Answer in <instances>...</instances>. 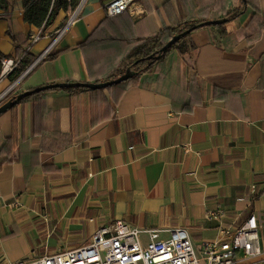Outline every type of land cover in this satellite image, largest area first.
Instances as JSON below:
<instances>
[{"label": "crops", "instance_id": "crops-1", "mask_svg": "<svg viewBox=\"0 0 264 264\" xmlns=\"http://www.w3.org/2000/svg\"><path fill=\"white\" fill-rule=\"evenodd\" d=\"M10 1L0 51L38 58L70 14L61 11L41 35L25 21L23 1ZM109 1L83 0L78 21L49 52L57 55L12 93L103 80L164 27L241 13L224 23L233 37L221 41L216 28L198 27L194 47L175 49L166 68L126 87L51 89L0 115V264L82 246L116 220L163 230L160 239L186 228L199 252L255 214L264 250V29L247 35L264 0H135L132 9L144 13L116 17L106 12ZM17 78L0 77V95ZM140 238L150 241L147 232ZM240 264H264V254Z\"/></svg>", "mask_w": 264, "mask_h": 264}, {"label": "built area", "instance_id": "built-area-1", "mask_svg": "<svg viewBox=\"0 0 264 264\" xmlns=\"http://www.w3.org/2000/svg\"><path fill=\"white\" fill-rule=\"evenodd\" d=\"M134 2L135 0H111L106 5V12L111 16L129 11L144 13L143 9H132ZM80 6L69 16L66 24L57 30L56 36L41 56L0 95V103L78 21ZM39 37L40 35L34 40ZM18 63L15 58L3 57L0 77L10 75ZM258 230L257 216L252 214L241 226L224 229V239L204 242L197 252L186 228L171 229L169 238L160 239L163 230H142L123 220H116L111 226L100 227L82 246L45 254L17 264H240L242 256L258 258L264 254ZM142 232L149 234L150 241L146 246L141 242Z\"/></svg>", "mask_w": 264, "mask_h": 264}, {"label": "trees", "instance_id": "trees-1", "mask_svg": "<svg viewBox=\"0 0 264 264\" xmlns=\"http://www.w3.org/2000/svg\"><path fill=\"white\" fill-rule=\"evenodd\" d=\"M24 5V18L25 21L30 23L31 25H35L42 29L41 35L44 34L45 29L51 25L59 13L61 11H67L70 15L79 7L83 0H22ZM249 4L244 2L245 4ZM0 9L4 10V13L0 14L1 16H5L9 14L12 9V3L10 0H0ZM241 13L240 9H234L228 11L224 18L226 19H233L239 16ZM68 15V17L70 16ZM119 15H109V17H116ZM206 19H189L179 22L177 24H173L167 27H164L160 32L155 34L154 36L145 38L142 43L134 46L130 52L127 54L126 58L121 62L120 68H118L115 72L111 75L107 76L103 80L97 79L96 82L101 81H108L118 76L124 74L127 69H132L136 72V74L118 84L112 85L107 89L111 90L112 88L116 87H126V85L140 77L143 72L150 71L155 67L161 66V69L166 68L167 61L171 55V53L177 49L180 53L184 54L188 52L191 47H194V44L191 41V33L195 30L192 29L190 33L180 39L177 43L173 44L167 52L163 53L160 59H157L156 56L161 53V49L163 46L170 41L175 35L181 34L184 31L192 28L194 25L204 22ZM224 23L222 24H214L211 27L216 28L218 32V39L224 40L233 37V34H229L224 27ZM249 32L247 33L248 37H253L256 33L260 30L264 29V16L258 8H254V16L247 26ZM57 55L56 52L49 53L46 57L53 58ZM3 57H12L19 61L17 67L14 71L10 74V76L17 78L19 77L36 59L37 57L33 55L29 50H24L21 54L17 56H7L4 55L0 51V73L2 69L1 59ZM89 59V58H88ZM89 59L88 63L91 65L93 62ZM61 90H65L68 92H82V91H92V92H101L104 89H89V88H57ZM51 90V89H50ZM50 90H45L41 92H37L26 96L23 98V101L32 100L40 95H45ZM18 95L17 94H10L7 96L1 103L3 104L9 99H14Z\"/></svg>", "mask_w": 264, "mask_h": 264}, {"label": "water", "instance_id": "water-1", "mask_svg": "<svg viewBox=\"0 0 264 264\" xmlns=\"http://www.w3.org/2000/svg\"><path fill=\"white\" fill-rule=\"evenodd\" d=\"M245 1V0H244ZM227 21L226 18H221V19H216V20H208L204 21L201 23H198L194 25L192 28L184 31L181 34L175 35L170 41H168L163 48L161 49V53L156 56L157 59H160L163 55V53L167 52L168 49L175 43H177L180 39H182L184 36H186L188 33L191 32L192 29H196L198 27L202 26H209V25H214V24H222ZM136 74V72L132 69H127V71L118 76L117 78L105 81V82H60V83H52V84H47L44 86H40L38 88L32 89V90H27L22 93H20L16 98L14 99H9L3 104L0 105V115L13 106L19 104L22 102L23 98L26 96H29L31 94L45 91V90H50V89H57V88H89V89H104L108 88L112 85L118 84L122 81H125L131 77H133Z\"/></svg>", "mask_w": 264, "mask_h": 264}]
</instances>
